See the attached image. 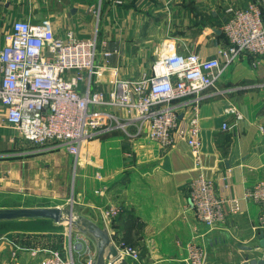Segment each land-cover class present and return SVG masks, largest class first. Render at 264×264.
Wrapping results in <instances>:
<instances>
[{
	"label": "crops",
	"instance_id": "crops-1",
	"mask_svg": "<svg viewBox=\"0 0 264 264\" xmlns=\"http://www.w3.org/2000/svg\"><path fill=\"white\" fill-rule=\"evenodd\" d=\"M119 1L0 0V47L3 33L19 18L48 20L62 38L68 31L79 38L95 37V62L103 71L90 87L106 91L115 76L149 73L162 41L201 58L219 55L227 45L222 26L230 9L246 8L255 0ZM253 59L240 54L201 100L199 167L183 141L164 146L146 132L134 133L133 125L127 127L129 135L121 129L100 133L81 146L77 157L65 147L50 146L34 156L33 143L4 123L0 105V208L63 206L66 200L55 196L66 189L75 195L78 210L93 220L97 207L115 204L120 211L109 225L113 239L139 251L136 264H187L193 239L205 249L216 240L257 243L264 235V225L258 224L264 211L257 203L242 199L240 212L208 230L196 221L188 197L189 182L199 173L212 179L219 193L239 197L264 180V56L257 66ZM227 106L235 111L225 113ZM117 114L126 115L123 110ZM223 122L229 128L222 129ZM50 190L56 194H48ZM50 230L0 234V264H36L44 249L88 264L94 254L91 241L65 228Z\"/></svg>",
	"mask_w": 264,
	"mask_h": 264
},
{
	"label": "built area",
	"instance_id": "built-area-1",
	"mask_svg": "<svg viewBox=\"0 0 264 264\" xmlns=\"http://www.w3.org/2000/svg\"><path fill=\"white\" fill-rule=\"evenodd\" d=\"M222 32L227 45L219 55L201 58L195 52L178 51L170 40L162 41L149 73L126 79L115 76L104 91L90 87L103 71L95 62V37L79 38L68 31L62 38L48 20L14 19L3 33L0 47L3 121L24 140L51 149L65 147L73 157L100 133L121 129L129 135L127 127L133 125L134 133L146 132L149 139L164 146L183 141L199 167V104L240 54L251 55L254 66L264 56V0L230 9ZM80 83H84L82 88ZM118 110L126 115L117 114ZM224 111L234 112L235 108L227 106ZM227 128L229 125L223 122L222 129ZM188 193L196 221L208 230L240 212L242 199H250L264 211V180L246 187L239 197L219 193L213 180L199 173L190 180ZM119 211L115 204L97 207L96 221L103 220L112 239L114 232L109 225ZM258 224L264 225L263 215L258 217ZM114 243L125 257L138 261L135 247L123 241ZM40 252L36 264H76L72 256H63L58 250ZM205 252L204 244L191 240L186 263L203 264Z\"/></svg>",
	"mask_w": 264,
	"mask_h": 264
},
{
	"label": "water",
	"instance_id": "water-1",
	"mask_svg": "<svg viewBox=\"0 0 264 264\" xmlns=\"http://www.w3.org/2000/svg\"><path fill=\"white\" fill-rule=\"evenodd\" d=\"M49 219L54 225H65L77 232L94 247L89 264H136L119 251L107 226L80 213L72 204L0 208V222ZM203 264H264V235L255 244H242L233 239L212 241L207 247Z\"/></svg>",
	"mask_w": 264,
	"mask_h": 264
},
{
	"label": "trees",
	"instance_id": "trees-1",
	"mask_svg": "<svg viewBox=\"0 0 264 264\" xmlns=\"http://www.w3.org/2000/svg\"><path fill=\"white\" fill-rule=\"evenodd\" d=\"M51 228H56V225H54L49 219H31L0 222V234L16 229L29 231H43Z\"/></svg>",
	"mask_w": 264,
	"mask_h": 264
},
{
	"label": "rangeland",
	"instance_id": "rangeland-1",
	"mask_svg": "<svg viewBox=\"0 0 264 264\" xmlns=\"http://www.w3.org/2000/svg\"><path fill=\"white\" fill-rule=\"evenodd\" d=\"M32 148H34V149H36V152L35 153H32V155H34V156H37L36 154H43L44 152H46L47 150L45 149V148H43V147H40V146H36V145H34L33 144V146H32ZM51 189H53V188H51ZM55 190V189H54ZM58 190V189H57ZM54 191H52V190H50L49 192H48V194H52ZM57 192V191H56ZM58 192H59V190H58ZM54 194H56L55 192H54ZM55 199H57V200H59V201H63V200H66V203L65 204H63V205H67V204H72L75 208H76V210L77 211H79L78 209L79 208H77L76 207V204L74 203V200H76V198H75V195H73V193H70L69 191H68V189H66V190H64V191H62V192H59V193H57L56 194V196H55ZM80 213H82V214H84L82 211H79ZM63 228H65L66 230H68L69 232H73V231H71L69 228H67V226H65V225H56V228H52L50 231H60V230H63ZM228 240V239H227Z\"/></svg>",
	"mask_w": 264,
	"mask_h": 264
},
{
	"label": "bare ground",
	"instance_id": "bare-ground-1",
	"mask_svg": "<svg viewBox=\"0 0 264 264\" xmlns=\"http://www.w3.org/2000/svg\"><path fill=\"white\" fill-rule=\"evenodd\" d=\"M96 221V220H95ZM97 222V221H96Z\"/></svg>",
	"mask_w": 264,
	"mask_h": 264
}]
</instances>
